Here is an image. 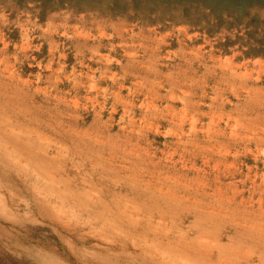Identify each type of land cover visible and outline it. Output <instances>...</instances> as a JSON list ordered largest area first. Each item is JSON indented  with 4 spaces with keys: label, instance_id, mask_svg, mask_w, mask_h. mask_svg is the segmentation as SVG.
<instances>
[{
    "label": "rangeland",
    "instance_id": "1",
    "mask_svg": "<svg viewBox=\"0 0 264 264\" xmlns=\"http://www.w3.org/2000/svg\"><path fill=\"white\" fill-rule=\"evenodd\" d=\"M0 264H264V0H0Z\"/></svg>",
    "mask_w": 264,
    "mask_h": 264
}]
</instances>
